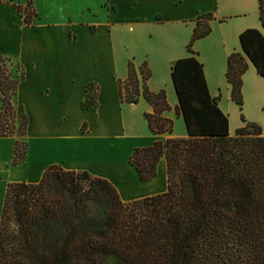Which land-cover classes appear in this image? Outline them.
Instances as JSON below:
<instances>
[{"label":"trees","instance_id":"obj_1","mask_svg":"<svg viewBox=\"0 0 264 264\" xmlns=\"http://www.w3.org/2000/svg\"><path fill=\"white\" fill-rule=\"evenodd\" d=\"M31 1L14 4L22 21L35 15ZM264 28V0H258ZM211 13L195 17L187 49L191 55L171 64V80L187 135L135 147L128 161L141 180L151 179L163 155L165 191L122 201L106 179L87 171L51 164L35 183L8 182L0 210V264H264V136L255 122L228 134L227 115L209 94L202 63L192 42L211 31ZM243 54L264 76V34L257 28L239 33ZM241 52L227 56L231 98L242 104L241 76L247 63ZM150 69L127 62L118 80L121 100L145 98L152 112L149 129L171 131L165 90L152 91ZM23 69L0 53V136L16 134L11 164L26 154L27 119L12 98ZM82 106L96 104L97 86L84 87ZM16 119V121H15Z\"/></svg>","mask_w":264,"mask_h":264},{"label":"crops","instance_id":"obj_2","mask_svg":"<svg viewBox=\"0 0 264 264\" xmlns=\"http://www.w3.org/2000/svg\"><path fill=\"white\" fill-rule=\"evenodd\" d=\"M25 1L0 0V22L12 31L1 35L10 49L0 53L23 69L12 101L27 119L26 154L19 164H11L19 136H0V210L8 182H38L51 164L108 180L122 201L165 191L163 155L148 180L139 178L128 158L135 147L187 135L170 72L175 59L192 54L187 44L202 13L212 14L211 31L195 39L191 49L203 65L209 94L227 115L228 134L248 121L264 136V76L239 41L245 28L264 34L258 0H30L36 14L29 24L14 7ZM233 51L247 63L240 106L226 78ZM128 60L136 68L147 63L150 90L165 89L169 107L161 115L172 120L171 131L149 129L144 113L152 106L142 96L137 102L121 100L118 80L126 78ZM88 82L97 86L96 104L83 107Z\"/></svg>","mask_w":264,"mask_h":264},{"label":"rangeland","instance_id":"obj_3","mask_svg":"<svg viewBox=\"0 0 264 264\" xmlns=\"http://www.w3.org/2000/svg\"><path fill=\"white\" fill-rule=\"evenodd\" d=\"M30 8H31V4H30ZM11 28L8 26H4L1 22H0V51H7L10 49V45L8 44L7 40L5 39V41L2 39L1 35H10L9 33H11ZM165 90V89H164ZM16 121V119H15Z\"/></svg>","mask_w":264,"mask_h":264}]
</instances>
